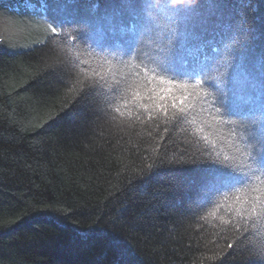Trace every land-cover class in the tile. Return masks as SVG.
Here are the masks:
<instances>
[{"label":"trees","instance_id":"trees-1","mask_svg":"<svg viewBox=\"0 0 264 264\" xmlns=\"http://www.w3.org/2000/svg\"><path fill=\"white\" fill-rule=\"evenodd\" d=\"M156 2L0 0V264H264V217L241 236L229 201L204 194L219 180L198 159L193 128L231 152L214 108L193 100L196 125L124 108L134 50L147 64L176 28L174 13L147 8ZM167 2L192 5L175 45L176 71L188 73L178 82L220 65L225 102L253 110L259 131L264 0ZM203 87L215 100L213 84Z\"/></svg>","mask_w":264,"mask_h":264},{"label":"snow or ice","instance_id":"snow-or-ice-1","mask_svg":"<svg viewBox=\"0 0 264 264\" xmlns=\"http://www.w3.org/2000/svg\"><path fill=\"white\" fill-rule=\"evenodd\" d=\"M191 7V4L173 6L167 0H157L156 3L147 4L149 9H164L174 13L176 28L168 29L164 33L163 39L157 45L156 57H149L147 64L143 58L146 54H141L139 49L134 50L140 59V63L136 66L139 71L131 74L134 79L124 89L125 92L131 91V95L124 99V108L129 116L133 114L134 108L145 110L150 118H154V112L162 111L171 120L193 125H196L194 116L188 119L194 108L193 100L201 104L199 110L206 114L208 109L203 107L204 104L214 108L211 119L215 122V126H229L227 135L231 152L224 154L222 150H218L216 141L210 138L212 133L203 134L204 127L193 128L191 135L198 136L193 142L199 153L198 159L202 158L204 162L215 166L219 180L218 185L209 187L204 194L208 201L219 195H222L225 201H229L231 223L236 231L244 236L249 232L250 222L264 217V124H261L257 131L258 121L253 110H244L225 102L226 94L221 84L226 74L221 70L220 65L216 66L215 75L210 74L211 69L206 66L201 67L199 71L193 70L192 75L201 77L195 79L194 84L178 82L179 77L188 73L176 71L175 45L179 37L181 14ZM49 28L52 33L58 32V28L51 24ZM141 81L143 94L140 91ZM206 82H211L216 88V99L211 102L208 101V97L213 93L203 87ZM120 83L121 80H116L110 86L114 95H118ZM162 85L167 87H161ZM116 111L121 116L124 115L119 108ZM139 118L137 115L136 119ZM203 123L208 128L214 126ZM221 207H224V204L217 203L216 210ZM216 210L209 215L216 216ZM221 220L225 224L229 223V220H224L223 217ZM239 221H243V225ZM252 227L255 225L252 224ZM232 246L231 243L228 244L229 248ZM258 254L264 258V248H261Z\"/></svg>","mask_w":264,"mask_h":264}]
</instances>
